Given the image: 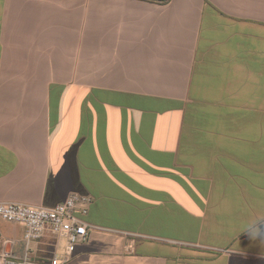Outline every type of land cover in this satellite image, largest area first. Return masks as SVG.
<instances>
[{"label":"crops","instance_id":"obj_1","mask_svg":"<svg viewBox=\"0 0 264 264\" xmlns=\"http://www.w3.org/2000/svg\"><path fill=\"white\" fill-rule=\"evenodd\" d=\"M71 192L70 264H264V0H0V202Z\"/></svg>","mask_w":264,"mask_h":264},{"label":"built area","instance_id":"obj_2","mask_svg":"<svg viewBox=\"0 0 264 264\" xmlns=\"http://www.w3.org/2000/svg\"><path fill=\"white\" fill-rule=\"evenodd\" d=\"M93 200L90 194L71 192L63 202L54 206L0 202V218L24 226V232L18 240L24 245L23 254L14 256L1 249L0 264H70L75 246L87 239L92 227L84 217ZM46 232L64 240L62 252L46 260L30 258L27 244L40 240Z\"/></svg>","mask_w":264,"mask_h":264},{"label":"water","instance_id":"obj_3","mask_svg":"<svg viewBox=\"0 0 264 264\" xmlns=\"http://www.w3.org/2000/svg\"><path fill=\"white\" fill-rule=\"evenodd\" d=\"M159 1H163V0H159Z\"/></svg>","mask_w":264,"mask_h":264}]
</instances>
